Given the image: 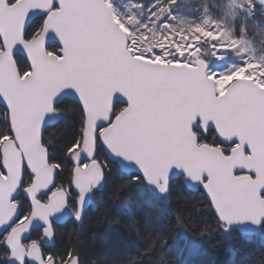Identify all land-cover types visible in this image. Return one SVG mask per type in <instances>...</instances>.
Returning a JSON list of instances; mask_svg holds the SVG:
<instances>
[{
    "label": "snow or ice",
    "instance_id": "6c2138e0",
    "mask_svg": "<svg viewBox=\"0 0 264 264\" xmlns=\"http://www.w3.org/2000/svg\"><path fill=\"white\" fill-rule=\"evenodd\" d=\"M85 223L264 264V0H0V264H101Z\"/></svg>",
    "mask_w": 264,
    "mask_h": 264
},
{
    "label": "trees",
    "instance_id": "16d2710c",
    "mask_svg": "<svg viewBox=\"0 0 264 264\" xmlns=\"http://www.w3.org/2000/svg\"><path fill=\"white\" fill-rule=\"evenodd\" d=\"M65 134L70 133L71 125H65ZM67 224V222L65 223ZM92 231H96L97 235L92 248V257L101 262V264H114L115 261L121 259L130 246V239L124 231L118 226L102 225L99 228L85 223L82 231V236L87 237ZM261 238L259 236L253 237L252 247L259 250ZM173 257L176 264H229L230 254L222 247L217 250L204 249L193 253L189 248L184 247L182 252H173ZM239 257H237L236 264H238Z\"/></svg>",
    "mask_w": 264,
    "mask_h": 264
},
{
    "label": "water",
    "instance_id": "95a60500",
    "mask_svg": "<svg viewBox=\"0 0 264 264\" xmlns=\"http://www.w3.org/2000/svg\"><path fill=\"white\" fill-rule=\"evenodd\" d=\"M67 221L63 222L64 224L66 223Z\"/></svg>",
    "mask_w": 264,
    "mask_h": 264
}]
</instances>
